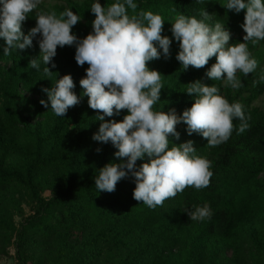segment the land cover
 Returning <instances> with one entry per match:
<instances>
[{"label":"trees","instance_id":"1","mask_svg":"<svg viewBox=\"0 0 264 264\" xmlns=\"http://www.w3.org/2000/svg\"><path fill=\"white\" fill-rule=\"evenodd\" d=\"M107 8L117 0H102ZM96 0H42L23 23L25 35L36 25V11L57 15L72 10L81 19L73 34L84 38L93 31L95 19L91 5ZM136 13L152 11L164 19L162 35L172 40L170 58L150 61V70L161 73L163 89L155 111L175 109L182 115L194 103L195 95L186 93L189 83L200 80L215 85L229 103L243 105L250 125L242 134L233 131L230 139L209 147L200 134L188 135L187 125H177L180 138L169 137V148L189 140L196 155L212 162L210 186L201 190L187 187L163 207L149 208L133 198L134 179L129 176L116 185L112 193L99 192L94 180L100 168L120 163L111 142L94 141L102 115L88 106L79 84L86 75L85 64L75 61V46L57 48L52 63L45 65L40 54L38 34L24 50L3 54L5 41L0 38V258L11 257L14 248L18 264H264V40L248 48L258 61L255 72L237 73L243 87H225L222 80H211L206 72L216 62L212 57L200 69L184 70L176 59L179 43L171 27L178 15L204 19L207 10L210 26L220 22L231 34L230 44L244 42L241 24L246 10L235 13L226 9L227 0H134ZM2 7V5H0ZM131 16L134 13L128 9ZM162 53V50H161ZM37 59L39 70L29 67ZM55 67H52V64ZM52 71L50 76L43 72ZM70 74L73 91L80 103L57 116L40 104L47 101L42 88L55 86L63 75ZM257 81V83H253ZM34 94L29 99L25 94ZM30 102V106L26 105ZM127 114L105 117L121 121ZM237 129L240 121H234ZM101 151L98 153L96 149ZM126 162V158L125 161ZM148 157L136 162L137 168ZM50 195L46 196L45 192ZM27 199L32 212L14 220V209ZM207 203L210 220L192 221L186 208ZM23 213V212H22Z\"/></svg>","mask_w":264,"mask_h":264},{"label":"clouds","instance_id":"2","mask_svg":"<svg viewBox=\"0 0 264 264\" xmlns=\"http://www.w3.org/2000/svg\"><path fill=\"white\" fill-rule=\"evenodd\" d=\"M41 3L42 0H0V38L5 41L3 54L7 56L13 49L31 47L38 34L45 65L52 63L58 47L75 46L77 65H88L86 75L79 81L83 90L81 96L88 98L91 109L102 113L97 115L102 123L92 139L104 144L111 142L118 149L115 157L121 159L120 163L110 162L100 168L94 180L99 192L112 193L119 181L131 176L135 182L133 198L154 209L163 207L166 200L176 197L187 187L196 190L209 187L212 162L196 155L191 140L169 148V137L180 138L177 125L183 122L188 135L198 133L207 140L209 147H215L227 142L234 130L242 134L249 129L251 117L245 116L241 103H229L215 85L208 86L200 80L188 84L186 93L197 98L182 115H177L175 109L154 110L163 83L161 73L150 70L148 63L160 59L162 54L165 59L170 58L172 44L168 36L162 35V16L152 11L136 13L138 5L134 0H117L107 8L96 0L91 5L95 16L93 31L84 38L72 32L81 18L70 9L59 16L55 11H36V25L25 35L22 25ZM223 6L235 13L246 10L241 24L246 33L244 42L230 44L231 34L220 22L214 26L205 22L211 19L207 10L201 11L202 20L178 15L171 32L179 43L176 59L184 70L189 66L203 68L215 57L216 62L206 76L213 81L222 80L225 87L238 90L243 83L237 73L248 76L258 67L247 42L255 44L264 40V0H227ZM128 9L134 14L130 16ZM29 67L39 70L37 59H31ZM43 72L46 76L52 74L49 67ZM260 81L264 82V75ZM75 87L72 76L63 75L55 86L42 88L48 99L39 102L45 108L50 102L55 115L65 116L69 108L80 103V97L73 91ZM122 110L127 114L121 121H105V117L119 115ZM237 119L240 121L238 129L234 124ZM96 151L99 153L101 149ZM145 156L148 162L137 168L136 162ZM183 212L192 221L210 220L213 215L207 203Z\"/></svg>","mask_w":264,"mask_h":264},{"label":"rangeland","instance_id":"3","mask_svg":"<svg viewBox=\"0 0 264 264\" xmlns=\"http://www.w3.org/2000/svg\"><path fill=\"white\" fill-rule=\"evenodd\" d=\"M52 2H56V0H51ZM99 2L101 3V5L103 6L104 2L102 0H99ZM27 97H29V99H35L37 98V96H35L34 94H25ZM26 105L30 106V102L26 101ZM258 104L260 103H264V96L257 102ZM46 196L50 195V192L47 191L45 192ZM20 209L16 208L14 209V220L18 223L21 221L22 217L21 214H25V215H29L32 210H31V204L28 202L27 199L21 200L20 201ZM23 212V213H22ZM10 255L11 257H2L0 258V264H18L16 258H15V250L14 248L10 249Z\"/></svg>","mask_w":264,"mask_h":264}]
</instances>
